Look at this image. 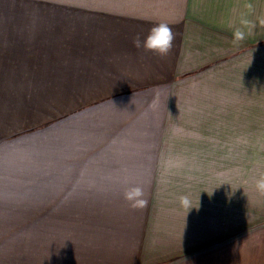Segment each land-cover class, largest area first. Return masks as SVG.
I'll return each instance as SVG.
<instances>
[{
  "label": "crops",
  "instance_id": "crops-1",
  "mask_svg": "<svg viewBox=\"0 0 264 264\" xmlns=\"http://www.w3.org/2000/svg\"><path fill=\"white\" fill-rule=\"evenodd\" d=\"M161 23L173 34L166 53L133 44ZM263 49L264 0H0V119L10 95L47 112L28 142L11 137L24 110L18 126L0 127V153L48 161L58 206L128 207L127 188L192 174L233 141L237 115L262 112ZM201 75H214L210 86L191 83ZM224 75L248 85L225 92ZM9 251L0 264H17Z\"/></svg>",
  "mask_w": 264,
  "mask_h": 264
},
{
  "label": "rangeland",
  "instance_id": "rangeland-1",
  "mask_svg": "<svg viewBox=\"0 0 264 264\" xmlns=\"http://www.w3.org/2000/svg\"><path fill=\"white\" fill-rule=\"evenodd\" d=\"M199 78L210 86L214 75L191 83ZM239 82V88L248 85L246 77L224 75L225 92ZM14 97L11 102L7 97L10 116L0 119V127L10 130L25 117L24 128L11 137L36 133L46 109L41 111L35 98L18 104ZM212 102L211 97L206 102L208 111ZM261 111L246 121L237 115L240 121L229 125L237 136L229 135L232 144H218L217 159L202 160L192 174L183 173L186 169L182 175L156 176L159 186L144 192L145 202L136 207L126 202L128 207L63 208L56 177L45 168L48 161L0 153V249L14 252L17 264H264V192L254 186L264 173V106ZM228 119L225 111L223 121ZM214 146L207 145L208 154Z\"/></svg>",
  "mask_w": 264,
  "mask_h": 264
},
{
  "label": "clouds",
  "instance_id": "clouds-1",
  "mask_svg": "<svg viewBox=\"0 0 264 264\" xmlns=\"http://www.w3.org/2000/svg\"><path fill=\"white\" fill-rule=\"evenodd\" d=\"M172 39L173 34L171 29L166 24L161 23L155 25L143 40L139 37L135 38L133 44L138 48L143 47L146 50L164 54L170 47ZM254 186L258 191L264 192V173L255 178ZM123 196L132 207H136L145 202L143 199L144 190L140 185H132L127 188L124 191ZM181 200L182 202H186L188 198L181 197ZM192 208H194V206Z\"/></svg>",
  "mask_w": 264,
  "mask_h": 264
}]
</instances>
